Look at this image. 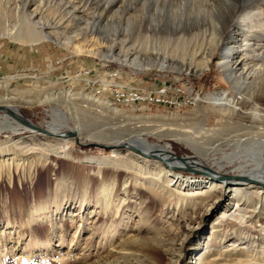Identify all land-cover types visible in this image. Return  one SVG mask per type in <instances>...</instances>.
<instances>
[{
	"label": "rangeland",
	"instance_id": "374dc122",
	"mask_svg": "<svg viewBox=\"0 0 264 264\" xmlns=\"http://www.w3.org/2000/svg\"><path fill=\"white\" fill-rule=\"evenodd\" d=\"M247 1L0 0V85L9 90L6 96L0 87V105L46 129L76 128L83 144L115 148L48 136L0 110V264H172L178 252L177 264H264V187L236 185L245 203L227 204L230 191L221 187L192 195L158 175L162 167L184 178L186 171L165 167L157 156L161 149L140 152L136 140L147 137L152 145L168 147L179 163L195 158L198 163L188 165L196 169L209 166L232 175L241 174L240 165L254 166L230 158L235 148L228 145L230 135L264 126L243 113L251 107L247 98L264 95V0L251 6ZM247 12H261L262 20L243 21ZM28 21L44 36L30 43L13 40ZM212 24H226L227 30L217 46L199 49L207 46L211 34L204 35V29ZM251 24L263 30L254 27L248 34ZM177 31L193 38L192 49L160 46ZM68 38L94 53L66 48ZM229 54L236 73L242 63L262 64L258 74L241 78V90L220 66ZM146 58L160 63L145 66ZM82 69L100 76L117 69L129 85L177 84L195 104L182 110L122 107L107 92L96 95L90 82L96 77L78 76ZM14 88L60 92L28 104ZM222 90L234 97L242 93L237 106L243 108L223 112L204 100ZM5 120L18 130L6 129ZM201 125L219 130L217 147L197 149L168 132L196 133ZM158 127L163 135H151ZM256 203L260 206L253 210Z\"/></svg>",
	"mask_w": 264,
	"mask_h": 264
},
{
	"label": "bare ground",
	"instance_id": "6f19581e",
	"mask_svg": "<svg viewBox=\"0 0 264 264\" xmlns=\"http://www.w3.org/2000/svg\"><path fill=\"white\" fill-rule=\"evenodd\" d=\"M256 1L255 0H251V1L249 0V2L247 1V3L251 6V4L252 3L254 4ZM260 13L261 12L253 14L251 12H247V13H245L246 16L243 18V21H245V19H250V22L261 21L262 20L261 17L257 18L258 16L261 15ZM255 14H256V18H254ZM24 27L25 28L21 29V31L20 30L17 31L18 33L16 35L15 34L11 35V38L13 40H21L22 42L30 43V42L36 41L38 39L40 40V38H42L44 36L41 33H40L41 34L40 35L39 33L32 31V25L30 24V21L25 22ZM254 27L260 28L258 26H255L254 24H251L247 27V30H246L247 33L248 32L252 33V30ZM226 30H227L226 24L221 26L220 28H218L214 24H212V26L210 28L206 27L204 29V35L210 33L211 34L210 40H208V44L206 47H204V46L202 47V45H201L200 47H202V48H199V49H210L211 47L217 46L220 42L219 41L220 36L224 32H226ZM259 30H263V29L260 28ZM187 36H189V35H186V32L181 33L180 31H177L173 35L163 37V39L159 41L161 43L160 46H162L166 49L168 47H171V49H179V48H181V49H192L193 48L192 44H194L193 38L190 39ZM192 36L193 35H191V37ZM195 41H196V39H195ZM64 46L68 49H71L72 51H74L76 53H81V52H87V53H91V54L94 53L93 50H91V48L90 49L86 48V47H84V45L76 43L75 40H73L71 38H68L65 41ZM191 46H192V48H191ZM247 46H250V45L247 43ZM225 48L229 49L226 45L223 46V49H225ZM86 49H89V50H86ZM201 54H202V61L204 64L203 68H206V67H208V65H207L208 58L206 57L208 53H204V50H203V51H201ZM122 60L127 61L126 58H123ZM229 61H230V54H229L227 59H225L219 63H220V66L222 67V69L224 70V72L226 73L227 78L229 79L232 87L236 90H241V87L244 83L241 78L244 79V78L250 77L252 74H256L258 71H260L261 66H262V64H260V65L254 64L252 66L245 67L246 64L242 63V65L240 67L241 72L236 73V71L233 69V67H231V64L229 63ZM130 62L133 63L134 60L130 61ZM263 62H264V58L262 57L261 63H263ZM156 63H160V61H158L157 58H146V59H144V65L145 66H155ZM159 66L161 68L160 64H159ZM262 71H264V70H262ZM0 87H2L4 89V93H6V96H7L8 92H9L8 85L1 84ZM15 91L17 92L16 95L19 96V97L18 96L17 97L21 98V100L24 101V103H28V104H34V103L46 101L49 98H51L52 95L54 96V94H56V92L57 93L60 92V91H52V90L51 91L50 90H22V91H19L16 89H15ZM242 95L243 94L241 93V94H239V96L234 97V96L230 95L228 90H222L219 92L215 91L211 94H207L206 96H204V100L209 101L210 104L212 105V107L216 108L217 110H221L223 112L224 111H228V112L230 111V112H236L237 113L236 110H239L242 107V106H239V107L237 106L238 105L237 100H239V99L242 100ZM93 97H95V95ZM252 98H253L252 100H250L251 98H247L248 99L247 102H250L249 104H251L250 110L248 111L247 109H244L243 113H245V115H248L249 117H251V119L253 121H255V119L264 121V106H262L260 104L261 102L264 101V95L259 96V97H252ZM103 102L109 108H111V105H110L108 100L103 99ZM3 107H6V106H3ZM8 108H10V107H8ZM17 115H19V114H17ZM19 116L22 117L21 115H19ZM22 118L25 119L24 117H22ZM25 120H27V119H25ZM5 121H6V123H5L6 129H10L12 131L18 130V129H16V126L13 125V123L11 121H8V120H5ZM28 122H30V121H28ZM48 130L56 131L57 129H48ZM66 130H68V129H66ZM58 131H59V129H58ZM61 131H62V129H61ZM168 132H170V136L172 138H176V139L180 140L181 142L185 143L186 145L191 146V147H195L197 149H201V147H205L208 145H212V147L208 146L209 149H211V148L213 149L214 147H217L214 144H215V142H218L217 138H218V135L220 133L217 128H204V126L202 127V125L199 127V129L196 131V133L192 132L189 134V133H186L187 131L185 132L183 130H178V128H176L173 131H168ZM150 134L151 135H158V136L163 135L162 130L159 127L157 129H154L153 131H151ZM164 134H166V133H164ZM242 134H244V135H241V134H235V136L230 135L232 138V140H231L232 142H228V145L229 146L233 145L235 148L234 152L230 155V158L238 159V158L242 157V159L245 161L246 164H251L252 166L254 165L250 169L245 167L246 166L245 164L240 165L239 167L244 168V170L241 172V174L252 180L247 185L248 186H250V185L258 186V184L264 183V154H263V151H264V126L263 125L256 126L254 128V131L244 132ZM136 140L139 143L138 146H139L141 151L138 149H136V150H138L140 152H142V150H143V152L144 151L146 152L151 148L153 149V147L161 149L162 150L161 153L157 154L156 151H155V153L162 160L163 164H165L164 166L167 168L173 167L172 165H181V164L185 165V163H189V164L198 163V161L195 158H194V160L191 159L192 161H185V162L182 161L180 163L178 161H175L174 159L171 158V154L168 152L169 151L168 147L162 148L159 146L152 145L151 143L148 142L147 137H137ZM84 141H86V140H84ZM82 142H83V140H82ZM218 145H219V143H218ZM241 147H244V149H243L244 151L243 152L237 151V149H239ZM147 156H151V155H147ZM85 159H89V158L85 157ZM90 160H93V158L90 157ZM102 161H105V159L104 158L103 159L102 158L95 159L96 163H100ZM168 165H169V167H168ZM162 168L158 171V175H163L164 179L168 183L174 184V185H176V187L178 186L181 189H187V190L190 189L192 191V193H191L192 195H202V194H205V192H210L212 190H215L216 188L221 187V188H224V190L229 189V191H230L231 196H230L229 200L226 202L227 204L234 203V201L238 202L239 200H240V202L241 201L244 202V199L238 197V194L240 193V189H242V188L231 187V186H230V188H228V185H225V184H224L225 185V187H224L222 182L214 183L213 181H209V180H203V179L200 180V179H193V178H188V177L184 178V177H181L179 175H175L171 172H168V170H166V169L164 170ZM252 169H254V170H252ZM259 187L263 188V186H261V185H259ZM259 192H261V191L259 190L257 193L259 194ZM107 202L108 201L105 200L104 204L106 205ZM211 205H212V203L209 205L210 208H211ZM259 206H260V204L256 203L252 206V208H253V210H255ZM209 207L207 208V210L209 209ZM203 213L204 212L199 214V216L201 217L203 215ZM193 228L194 227H192L190 229L192 230ZM212 232H215V230H212ZM113 251H114V249L112 248L111 252H113ZM180 257H181V254H179V252L176 253L174 258H173L172 264H177ZM109 263L112 264L111 261Z\"/></svg>",
	"mask_w": 264,
	"mask_h": 264
},
{
	"label": "built area",
	"instance_id": "2783aa9c",
	"mask_svg": "<svg viewBox=\"0 0 264 264\" xmlns=\"http://www.w3.org/2000/svg\"><path fill=\"white\" fill-rule=\"evenodd\" d=\"M92 69L80 70L78 76H95L89 79L96 95L103 92L109 93L112 103L122 107H158L163 109L182 110L195 104V97L189 95L185 88L173 83H163L157 86L129 85L122 78V73L117 69L92 74ZM101 96V95H98Z\"/></svg>",
	"mask_w": 264,
	"mask_h": 264
},
{
	"label": "water",
	"instance_id": "95a60500",
	"mask_svg": "<svg viewBox=\"0 0 264 264\" xmlns=\"http://www.w3.org/2000/svg\"><path fill=\"white\" fill-rule=\"evenodd\" d=\"M0 110L4 111L7 115H10L11 117L15 118L16 120H18L22 125L30 127V129H33L37 132H41L43 134H46L48 136H52V137H56V138H60V139H70L73 138L74 142H76L79 145H91L94 147H100V148H104V149H109L112 152L113 149H115L113 146L111 145H105L102 143H81L78 140V135L80 133V131L78 129H68V130H56V131H51L48 130L46 128L34 125L31 122H28L27 120L23 119L22 117H20L19 115H17L11 108L8 107H3L0 105ZM125 147H128V145H124ZM180 159L183 160L182 156L179 157ZM171 170H184L186 171L189 175L188 177H192L191 175H197L198 178H204V179H208V180H214V181H218V182H222L223 184H226L228 186L231 187H236V185H240V186H247L248 183H250L252 180L246 176H243L242 174H227V173H222V172H216L213 169H211L209 166H204V168H194L191 165H188V163H185L184 166H173L170 167ZM178 174V173H175ZM197 178V177H195ZM258 185H261L264 187V183H260Z\"/></svg>",
	"mask_w": 264,
	"mask_h": 264
}]
</instances>
